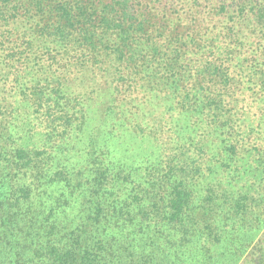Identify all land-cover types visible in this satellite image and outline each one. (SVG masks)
Wrapping results in <instances>:
<instances>
[{
    "label": "trees",
    "instance_id": "obj_1",
    "mask_svg": "<svg viewBox=\"0 0 264 264\" xmlns=\"http://www.w3.org/2000/svg\"><path fill=\"white\" fill-rule=\"evenodd\" d=\"M0 264H264V0H0Z\"/></svg>",
    "mask_w": 264,
    "mask_h": 264
}]
</instances>
